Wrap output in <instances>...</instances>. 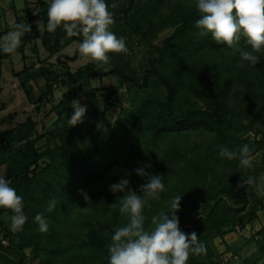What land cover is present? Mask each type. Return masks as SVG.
<instances>
[{
  "label": "trees",
  "instance_id": "1",
  "mask_svg": "<svg viewBox=\"0 0 264 264\" xmlns=\"http://www.w3.org/2000/svg\"><path fill=\"white\" fill-rule=\"evenodd\" d=\"M27 2L22 12L16 15V21L18 23L21 18L30 24L31 32L21 38L16 51L25 60V48L31 42L35 58L41 62L34 41L40 37L48 54H56L62 70L56 72L44 65L33 69L34 63L24 62L13 74L19 79L31 103H36L37 98L34 97L29 81L38 75L44 77L39 98L50 99L55 79L61 78L60 83L66 86L67 91L54 105L57 115L56 125L52 128L38 132L36 121L27 115L14 126L0 130V165L6 167L5 178L9 186L23 197V212L27 216L23 230L18 233L10 229V219L3 221L0 218V230L3 233L0 237V264H24V248L27 246L31 247L33 256L40 255L46 261H52L58 256L61 248V213L72 201L77 200L80 193L78 190L87 188L94 175L103 174L118 161L120 153L132 140L140 139L155 145L169 134L209 131L214 132L221 144L229 150L244 145L236 143L233 138H238V135L233 132L235 125L229 99L232 78L224 74L221 80L217 79V70L228 66L229 62L224 64L222 56L229 48L217 44L211 34L205 37L198 34L195 21L199 19L200 13L194 7L196 0L189 6L180 5V0H106L109 6L112 3L118 5L113 12L117 23L111 25L110 30L116 35L115 27L119 25L121 30L137 34L153 52L141 67L140 73L129 61L116 62L114 58H111L113 67L108 72L97 71L94 64L88 61L72 70L67 61L79 57L78 46L71 55L62 49L73 41L82 42V37L65 38L66 33L61 27L49 33L46 30L48 0H35L34 7H30ZM36 17H40L43 22L44 30L40 32L34 23ZM167 25L174 27L173 32L162 38L159 44L153 43L158 31ZM9 55L0 51V64ZM1 71L0 65V74ZM108 74L116 76L119 83L126 86L128 95V104L119 106L118 115L112 122L106 117L112 103L105 101L100 105L95 93L96 87L91 83V77ZM79 95H85L88 99L91 120L85 117L83 123L69 127L67 120L73 112L71 101ZM197 100L203 101L205 106ZM41 138H44L46 144L40 147L37 142ZM246 144L253 148V153L261 151L264 168V138H253ZM175 149L172 146L169 150ZM170 158L154 149H143L131 152L126 160L137 167H145L150 163L151 167H145L146 172L165 176L175 172V164ZM146 180L147 177H140L137 183L143 184ZM132 185L137 186L129 180L128 187ZM133 190L140 194L138 186ZM245 190L264 208V203L251 187ZM86 194L102 196L103 212L77 219L81 231L74 230L71 233L82 234L73 235L74 244L85 257V260L82 259L86 264H108L111 236L125 220L119 211L120 200L107 187ZM246 194L243 202L248 201ZM50 200H55L56 204L54 210L48 212ZM82 201L86 200L83 198ZM168 204L167 200L163 210H166ZM227 207L217 208L213 201L205 217V227L195 220V227L188 225L181 229L185 233L195 231L207 249L206 255H190L187 264H224L208 245L211 234L223 237L237 224L243 227L252 220V217H236L235 213L231 217L227 216L226 212L232 210ZM243 208L244 205L238 209ZM147 209L150 215L153 208ZM4 211L10 217L13 215L10 209L0 208V213ZM37 213L47 219L49 227L46 233L38 231V225L34 222ZM179 224L183 226L181 222ZM257 234V250L253 260L260 257L264 264V227ZM3 236L8 239L7 245L1 241Z\"/></svg>",
  "mask_w": 264,
  "mask_h": 264
},
{
  "label": "rangeland",
  "instance_id": "2",
  "mask_svg": "<svg viewBox=\"0 0 264 264\" xmlns=\"http://www.w3.org/2000/svg\"><path fill=\"white\" fill-rule=\"evenodd\" d=\"M193 2L194 0H180V5L189 6ZM12 4L16 8H19L22 6L23 0H0V38L11 31L12 24L17 22L15 21L16 14L11 8ZM109 10L114 12V8L111 6H109ZM37 21H41V18L36 17L34 20L40 32L42 31L40 30L42 25L38 26ZM21 22H24V20L20 19L18 23ZM116 23L117 20L115 19L114 25ZM116 28V36L126 38L128 52L120 54L110 53V57L114 58L116 62L129 61L140 73L141 67L147 61L148 56L153 55V52L137 34L125 29L121 30L119 25H116ZM118 30H120V34ZM173 30L174 27L172 25L165 26L158 31L152 42L159 44L161 39L172 33ZM34 41L37 44L41 62L36 60L31 42L26 45L25 53L27 57L25 60L22 59L19 51H15L8 58L1 61L0 130L14 126L18 121L24 120L27 115H31L36 121V130L38 132H43L56 125L57 114L54 105L66 90V86L60 83L61 78L53 80V94L50 99L39 98L40 88L44 85V77L38 75L34 80L31 79L29 83L31 84L34 97L37 98L36 103H31L27 99L19 79L13 74V71L20 69L24 62L26 64L34 63L33 69L44 65L56 72L62 70L61 63L57 61L56 54H48V51L40 42V37L35 38ZM78 44V41H73L64 47L62 51L71 55ZM241 47L248 48V46L244 45L243 40L241 41ZM258 55H260V60L255 66L243 62L244 67H240L242 62L239 52L229 48L224 51L222 56L224 64L229 62L227 68L222 67V69L217 70L218 80H221L224 74H228L232 78L229 99L235 125L233 132L238 135V138H233L236 143L240 144H246L253 138H264V54ZM86 61V57L79 55L77 59L73 61L68 60L67 63L73 70ZM91 83L96 87L95 93L100 105H103L105 101L112 103L106 117L109 122L114 121L118 115L119 106L128 104L126 86L120 84L118 78L111 74L91 77ZM192 98L194 97L192 96ZM77 100L82 105H87L85 117L91 120V107L87 97L79 95ZM197 102L205 106L203 101L197 100ZM45 144L44 138H41L37 142V145L40 147ZM172 146L176 148L175 151L169 150ZM221 146L223 145L216 134L209 131L169 134L161 138L155 145H151L140 139L132 140L122 150L118 161L103 172V174L94 175L88 187H84L82 190L84 193H92L104 187L109 189L110 184L117 183L122 178L134 181L139 187L141 184L137 183V181H139L141 176H138L133 171L138 167L132 165V162H128L126 158H129L130 153L133 151L154 149L162 155L169 156V158L171 156V162L175 164V172L172 175L162 176L165 183V191L160 194L159 200L150 201L153 208L150 215L148 214L147 207L143 209V215L146 217L144 227L148 229L151 226L150 218L165 208L164 204L167 200L170 203L171 199L177 195H181L180 208L176 212L179 223L183 224V226L179 224L180 229L188 225L195 227V220L203 223L205 227L207 225L205 217L209 211V206L215 201V207L217 208L223 206L232 208V210L226 212L227 216L231 217L235 213L236 217H252V220L247 222L243 227L237 224L233 229L226 232L229 233L226 237L225 235L221 237L211 234L208 240L210 248L215 251L221 262H225V264H262L260 257L256 260H253V258L257 250V231L264 227V208L259 203H256L248 193L246 194L244 187L237 186L240 181H246L249 176L255 178L257 184H264L261 151L253 153L255 157L253 168L242 169L238 160H228L219 155ZM5 168L4 164L0 165V170ZM137 186L132 185L128 188L133 190ZM251 189L264 203V196L258 195L253 188ZM127 190L126 188L125 191ZM114 194L120 200V207L124 193L117 192ZM245 194L248 197V201L243 202ZM89 198L90 201H82L83 195L80 192L77 200L72 201L71 205L61 213V248L59 249L58 256L52 261H46L40 255L33 256L31 247L27 246L24 248L26 254L24 264H86L84 261L85 257L75 246L73 238L74 234L79 235L82 233L71 232L74 230L81 231V226L77 222L79 217L102 210V196L95 197L92 195ZM243 205V209H238ZM253 208L254 210L251 211ZM0 218L6 221L8 220L7 218H10V215L7 211H4L0 213ZM127 222V218L125 217L121 226ZM2 235L3 233L0 230V237ZM1 241L4 245L8 244V239L4 236ZM247 258H249L248 262L246 261Z\"/></svg>",
  "mask_w": 264,
  "mask_h": 264
},
{
  "label": "clouds",
  "instance_id": "3",
  "mask_svg": "<svg viewBox=\"0 0 264 264\" xmlns=\"http://www.w3.org/2000/svg\"><path fill=\"white\" fill-rule=\"evenodd\" d=\"M111 7L118 5L112 3ZM194 7L200 13L195 27L201 37L211 34L217 44L239 52L240 67H244L243 62L251 66L259 62L258 54H264V0H196ZM47 17L46 30L49 33L61 27L66 33L65 38L82 37L77 51L93 63L97 71L111 70L110 53L128 52L126 38L117 37L110 31L115 21L106 0H48ZM42 23L37 21L38 26ZM40 30L44 27L41 26ZM30 32V24L13 23L12 30L0 38V51L14 53L20 46L21 38ZM242 40L247 49L241 47ZM71 106L73 112L67 120L69 127L83 123L87 112V105H82L77 99L71 101ZM219 155L228 160H238L242 169L254 167L253 148L248 144L236 150L221 146ZM145 167H151V164ZM145 167L133 170L138 176L147 177L139 186L140 194L128 188L129 180L126 178L109 185L112 193H124L119 211L128 222L115 229L111 236L108 264H187L190 255H206V246L199 241L197 233H185L179 227L176 212L180 208L181 195L173 197L166 210L151 217L148 229L144 227L146 217L143 209L150 208V201L159 200L160 194L165 191L162 176L150 175ZM5 176L6 168L0 170V208L12 211L13 215L7 219H10V229L18 233L27 221L23 212V197L9 186ZM237 186L251 187L258 195L264 196V184H257L251 176ZM78 191L86 201H90L83 190ZM55 204V200H50L47 211H53ZM34 222L39 232L48 231L49 225L43 214L37 213Z\"/></svg>",
  "mask_w": 264,
  "mask_h": 264
},
{
  "label": "crops",
  "instance_id": "4",
  "mask_svg": "<svg viewBox=\"0 0 264 264\" xmlns=\"http://www.w3.org/2000/svg\"><path fill=\"white\" fill-rule=\"evenodd\" d=\"M26 0H23V4L22 6H20L19 8H16L15 5L12 4V11L16 14V15H19L21 12H22V8L24 7V5L26 4L25 3ZM28 2V5L30 7H34L35 6V0H27ZM35 10L33 9L32 12H34ZM21 19V18H20ZM15 21H16V16H15ZM25 22V21H24ZM17 23V22H16ZM5 30V29H4ZM1 31V30H0ZM229 233H226L225 234V237L228 235Z\"/></svg>",
  "mask_w": 264,
  "mask_h": 264
},
{
  "label": "built area",
  "instance_id": "5",
  "mask_svg": "<svg viewBox=\"0 0 264 264\" xmlns=\"http://www.w3.org/2000/svg\"><path fill=\"white\" fill-rule=\"evenodd\" d=\"M222 263H224V264H225V262H222Z\"/></svg>",
  "mask_w": 264,
  "mask_h": 264
}]
</instances>
